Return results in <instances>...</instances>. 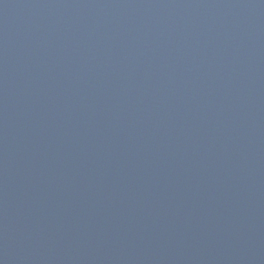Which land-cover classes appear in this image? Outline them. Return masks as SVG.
Segmentation results:
<instances>
[{
  "label": "water",
  "instance_id": "water-1",
  "mask_svg": "<svg viewBox=\"0 0 264 264\" xmlns=\"http://www.w3.org/2000/svg\"><path fill=\"white\" fill-rule=\"evenodd\" d=\"M0 264H264V0H0Z\"/></svg>",
  "mask_w": 264,
  "mask_h": 264
}]
</instances>
